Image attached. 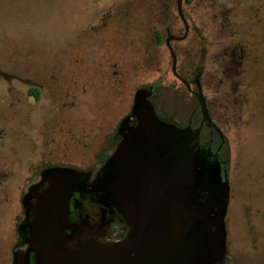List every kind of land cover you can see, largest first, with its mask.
Here are the masks:
<instances>
[{
  "label": "rangeland",
  "instance_id": "1",
  "mask_svg": "<svg viewBox=\"0 0 264 264\" xmlns=\"http://www.w3.org/2000/svg\"><path fill=\"white\" fill-rule=\"evenodd\" d=\"M165 2L0 0V264H12L20 197L35 171L92 163L139 88L161 81L183 96L159 109L178 122L203 116L172 72L164 21L172 35L184 24L173 0L161 13ZM183 9L191 35L172 42L179 74L203 66L204 96L227 141L228 163L218 158L212 170L220 179L226 168L230 184L223 264H264V0H184Z\"/></svg>",
  "mask_w": 264,
  "mask_h": 264
},
{
  "label": "water",
  "instance_id": "2",
  "mask_svg": "<svg viewBox=\"0 0 264 264\" xmlns=\"http://www.w3.org/2000/svg\"><path fill=\"white\" fill-rule=\"evenodd\" d=\"M182 2L177 0V11L185 32L170 35L165 42L173 74L191 89L177 70L178 57L172 46L173 40H184L189 34ZM195 83L205 121L209 119L207 102L200 81ZM148 96L150 88L137 90L133 105L137 124L123 133L94 179V189L122 214L128 227L125 236L117 241L71 244L80 225L69 219L68 197L81 184L76 181L79 172L70 167L47 168L41 182L47 180L49 186L41 198L31 202L39 184L33 183L22 199L24 216L17 228L26 246L16 244L12 264L224 263L230 194L227 169H223V178L214 177L218 159L211 160L190 147L189 132L162 120L153 102L146 101Z\"/></svg>",
  "mask_w": 264,
  "mask_h": 264
},
{
  "label": "flooded vegetation",
  "instance_id": "3",
  "mask_svg": "<svg viewBox=\"0 0 264 264\" xmlns=\"http://www.w3.org/2000/svg\"><path fill=\"white\" fill-rule=\"evenodd\" d=\"M170 2L171 0H166L164 7V10L165 9L166 10L165 11L163 10V12H161L163 15L164 13L165 14L169 13L168 7ZM182 8H183V2H182ZM184 15L187 18L185 12ZM164 24L166 28L165 30L166 31L165 41H166V38L172 35L171 34L172 30L170 29L166 21H164ZM155 32H156L157 42H158L159 34L164 38V34L159 30V28L156 27ZM184 32H185V27L182 34L173 35V36H182ZM190 35H191V25L189 29V34L186 38H188ZM173 41H180V40H173ZM174 50L177 54V57H179L177 50L175 48ZM232 60L234 61H230V63L234 64L235 58H232ZM177 70H178V62H177ZM203 72H204L203 66H199L197 69L194 70L193 75L189 79H186L189 82L191 89H189L178 78L187 87L190 93L194 95L196 98H197L196 92L198 91V86L195 83L196 79L200 81L204 93V88L201 82ZM192 84L195 85V88H193ZM144 88H148V87H144ZM150 97L151 96H148L147 97L148 100L146 99V101L153 102L152 97L151 98ZM205 99L209 110L208 120L203 121V116H202L196 125V123L192 121V117H190L189 120L183 125L177 123L176 125L189 132L190 140H191L189 145L190 147L196 148L197 150H199V152L209 156L210 159L225 158V160H227L228 163L226 137L223 133V129L219 127V125L213 119L211 107L207 97H205ZM145 104H147V102H145ZM133 105H134V101H133ZM133 105L130 111L120 120V122L117 124L114 130L103 136L102 143L92 163H90L87 166H67L61 164L60 165L54 164V165L42 167V169H40L38 172L35 171L36 174H38L39 178L36 179V181L32 182L31 184L33 183H39V184L37 186V189L35 190V196L30 198L32 199L31 200L32 203L35 201L34 199L41 198L40 195L49 186V182L47 180L41 182L42 179L41 174L45 169L52 167H70V168H75L79 172L76 175V179H77L76 181H80L81 184L79 185L78 189L74 190L71 193V195L68 197V199H71L69 219L71 223L80 225V230L76 235V237L71 240V244H76L79 242H85L91 240H98L101 242L117 241L122 239L127 232L128 227L124 221L122 214L111 202L105 200L108 198L103 196L102 192L94 189V185L96 184L94 182V179L96 178L97 174L103 170V167L105 166L107 159L112 154L118 142L121 140L123 133L126 132L129 129V127L135 126L137 124L138 117L133 114V110H134ZM201 124L202 127L198 139L194 140L195 134L198 131V128L201 126ZM24 195L25 192L22 193L20 199H24ZM68 232L71 233V230H68ZM26 235H28V232ZM24 241L25 238L20 236V240H18L16 244L26 246V243ZM31 264H34V262L32 261Z\"/></svg>",
  "mask_w": 264,
  "mask_h": 264
},
{
  "label": "trees",
  "instance_id": "4",
  "mask_svg": "<svg viewBox=\"0 0 264 264\" xmlns=\"http://www.w3.org/2000/svg\"><path fill=\"white\" fill-rule=\"evenodd\" d=\"M187 2L188 3H192L193 2V0H187ZM173 3H174V6H176V0H173ZM166 10V9H165ZM164 10V11H165ZM158 42L159 43H162L163 42V37L159 34V38H158ZM181 85L187 90V91H189L188 89H187V87L181 82ZM152 86H154V89H155V91H154V95H153V93H151V97H152V100H153V102H155L156 104H157V114H158V116L161 118V119H163V120H167V121H171L172 123H177V124H184V123H186V122H178V121H176L174 118V116L175 115H173V112L174 111H168V110H166L165 112L163 111V109H161V110H159L160 108H162L161 107V105H163V102L162 101H165L164 100V98H166V97H168V98H172V100L174 101L175 99L176 100H179V98H182L183 96H179L178 94L179 93H177V91H171V87L170 86H168V85H166V84H163L161 81H156V82H154V83H152L151 85H149V86H147L148 88H150L151 89V87ZM190 92V91H189ZM31 94L33 95V96H35L36 98H38V89L37 88H31ZM193 97L196 99V101H197V98L193 95ZM165 103V102H164ZM197 106H199V104L197 103ZM196 106V107H197ZM196 109V108H195ZM194 109V110H195ZM165 110V109H164ZM193 110V111H194ZM174 117V118H173ZM192 121L193 122H195L196 123V125H197V123L199 122V120H197L196 118H195V112H194V114L192 115ZM227 158H228V156H227ZM17 240H20V235H19V233L17 232Z\"/></svg>",
  "mask_w": 264,
  "mask_h": 264
}]
</instances>
